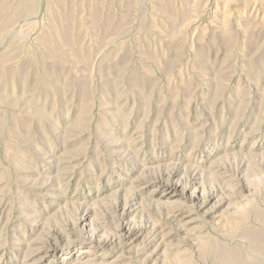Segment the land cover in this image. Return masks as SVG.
Returning a JSON list of instances; mask_svg holds the SVG:
<instances>
[{
	"label": "rangeland",
	"instance_id": "rangeland-1",
	"mask_svg": "<svg viewBox=\"0 0 264 264\" xmlns=\"http://www.w3.org/2000/svg\"><path fill=\"white\" fill-rule=\"evenodd\" d=\"M79 263L264 264V0H0V264Z\"/></svg>",
	"mask_w": 264,
	"mask_h": 264
},
{
	"label": "bare ground",
	"instance_id": "bare-ground-1",
	"mask_svg": "<svg viewBox=\"0 0 264 264\" xmlns=\"http://www.w3.org/2000/svg\"><path fill=\"white\" fill-rule=\"evenodd\" d=\"M187 205H188V204H187ZM126 237H127V236H126ZM85 252L88 253V251H84V253H85ZM226 256H227V255H226ZM79 264H80V263H79Z\"/></svg>",
	"mask_w": 264,
	"mask_h": 264
}]
</instances>
